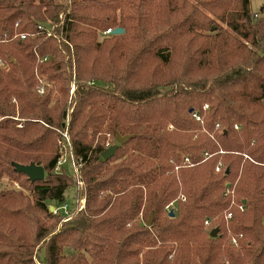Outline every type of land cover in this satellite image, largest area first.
Segmentation results:
<instances>
[{
  "label": "trees",
  "instance_id": "1",
  "mask_svg": "<svg viewBox=\"0 0 264 264\" xmlns=\"http://www.w3.org/2000/svg\"><path fill=\"white\" fill-rule=\"evenodd\" d=\"M250 2L0 0V180L29 191L0 190V264H264V6ZM64 130L74 178L55 170ZM102 133L129 137L107 161ZM30 164L42 181L15 171ZM73 186L84 208L50 212Z\"/></svg>",
  "mask_w": 264,
  "mask_h": 264
},
{
  "label": "rangeland",
  "instance_id": "2",
  "mask_svg": "<svg viewBox=\"0 0 264 264\" xmlns=\"http://www.w3.org/2000/svg\"><path fill=\"white\" fill-rule=\"evenodd\" d=\"M67 1L68 0H54L55 3L61 4V5H66ZM250 3H251L250 9H251V12L253 14H256L259 11V9L262 6H264V0H251ZM100 38H103V37L101 36ZM182 61H183V59L180 60V62H182ZM180 65H182V64H180ZM173 69L171 68L172 73L176 72V70L180 71L178 68H173ZM166 71L169 74L170 69H168ZM71 90H73V87H71ZM62 132H63L62 133V138L59 139L58 146H60L59 152L62 155L61 159L65 160V163L62 164L61 168L64 169L65 172H67L68 175L73 177L75 175V173H77V169H79L78 168L79 166L75 163V161H74L75 159H73L71 157V148H70V143L71 142H70V139H69V135H68V133H66L65 130L62 131ZM100 137L105 138L106 141L105 140L104 141H105V145L107 147L116 144L114 134L102 133L101 135L100 134L97 135L96 139L98 140V138H100ZM97 140L95 141V143L97 142ZM74 182H75V180H74ZM19 183L20 182H17L15 180H11V179H9L7 177H3L0 180V190L3 191V190H6V189H9V190L17 191V192H23L25 195H29V191L26 188L22 187L21 184H19ZM75 194L76 193H75V187L74 186L72 188L68 189L66 191V193H65V203H66V205L68 207L67 210L70 209V211L73 212L74 214L78 213L79 211H81L84 208V204H85L84 203V198H82V199L80 198L77 201V203H76V200H75L76 195ZM175 207H176V202L175 201L169 203L164 209V217H167V215H169L170 211L173 212ZM52 213H54V211H52ZM56 216H59V215H56ZM146 219H147V217L144 218L143 215L140 214L139 217H138V222L144 224L147 221ZM204 225H206V224L204 223ZM143 227H144V225H143ZM43 256H44V252L42 251L41 254H40V257H43Z\"/></svg>",
  "mask_w": 264,
  "mask_h": 264
},
{
  "label": "water",
  "instance_id": "3",
  "mask_svg": "<svg viewBox=\"0 0 264 264\" xmlns=\"http://www.w3.org/2000/svg\"><path fill=\"white\" fill-rule=\"evenodd\" d=\"M122 33H123V30L119 29V28L114 29L112 31L113 35H120ZM190 112H192V110H190ZM128 138H129L128 136H123L122 137L119 134H117L115 136L116 144L111 145L106 150H104L102 152V154H101V158L104 161H107L110 158H112L114 156L118 146L123 145L128 140ZM15 171L17 173L24 174L27 177V179L29 181H31V182L42 181L44 179V170H43V168L35 166L34 164H30V165H27V166L16 165L15 166ZM49 211L52 212L53 211V207H50ZM169 216L170 217L174 216L172 211L169 212ZM149 225H150V220L147 222V226H149ZM217 233H218V229L217 228L213 229L210 232V237L215 238L217 236Z\"/></svg>",
  "mask_w": 264,
  "mask_h": 264
},
{
  "label": "built area",
  "instance_id": "4",
  "mask_svg": "<svg viewBox=\"0 0 264 264\" xmlns=\"http://www.w3.org/2000/svg\"><path fill=\"white\" fill-rule=\"evenodd\" d=\"M41 28H42V26H39V27H38V29H41ZM109 34H112V30H110V29H108L107 31H105V32L103 33V35H109ZM25 38H26V35H24V34L20 35V40H24ZM0 67H4V64H3L2 62H0ZM72 91H73V90H71V92H72ZM39 93L42 94V90H40ZM204 108H206V106H205ZM194 116H195V115H194ZM235 128L237 129V126H235ZM184 162L188 163V159L185 158V159H184ZM63 163H65V160H62V159L59 160V162H58L57 165H56L55 170H56V171H59ZM220 170H221V166L219 165V166L215 169V171H216V172H219ZM67 208H68L67 205H63L62 207L57 208V209H54V208H53V211H54V214H58L59 211H63L64 213H67V211H68ZM205 224H207V221L205 222ZM232 243H235V241L233 240Z\"/></svg>",
  "mask_w": 264,
  "mask_h": 264
}]
</instances>
